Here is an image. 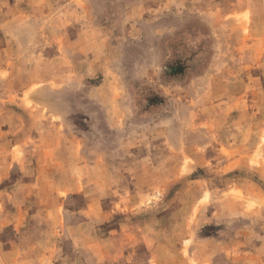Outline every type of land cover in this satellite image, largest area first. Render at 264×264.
<instances>
[{"label":"rangeland","instance_id":"374dc122","mask_svg":"<svg viewBox=\"0 0 264 264\" xmlns=\"http://www.w3.org/2000/svg\"><path fill=\"white\" fill-rule=\"evenodd\" d=\"M0 264H264V0H0Z\"/></svg>","mask_w":264,"mask_h":264}]
</instances>
